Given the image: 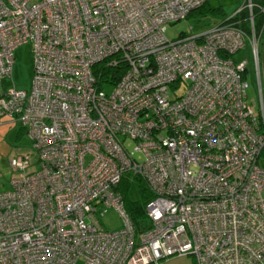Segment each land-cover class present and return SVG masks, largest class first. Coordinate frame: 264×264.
Listing matches in <instances>:
<instances>
[{
	"label": "built area",
	"instance_id": "2783aa9c",
	"mask_svg": "<svg viewBox=\"0 0 264 264\" xmlns=\"http://www.w3.org/2000/svg\"><path fill=\"white\" fill-rule=\"evenodd\" d=\"M203 2L0 0V82L18 45L33 60L28 90L0 83V117L20 123L33 155L8 160L0 264H264V0L165 36ZM246 45L256 108L231 58ZM97 63L122 68L103 80ZM124 173L152 195L137 232L116 190ZM107 207L119 230L99 228Z\"/></svg>",
	"mask_w": 264,
	"mask_h": 264
},
{
	"label": "rangeland",
	"instance_id": "374dc122",
	"mask_svg": "<svg viewBox=\"0 0 264 264\" xmlns=\"http://www.w3.org/2000/svg\"><path fill=\"white\" fill-rule=\"evenodd\" d=\"M243 0H206L204 7L200 11L187 16L185 19L176 21L166 25L165 36L168 39L178 37L181 33L203 31L213 25L218 24L224 18L228 17L237 7L241 5ZM219 8V13L215 11ZM214 9V10H213ZM30 43L25 42L18 45L12 52L13 61L11 65L10 77L1 79V88L8 89L12 85L16 88L28 90L31 85L33 60L30 52ZM234 62L245 63L244 80L246 82L245 96L249 105L256 108L257 92L255 75L252 68L251 56L248 46H244L231 55ZM103 90L109 92L110 86L104 85ZM184 90L181 85L176 89V94ZM169 96L172 97L169 90ZM6 116L0 117V192L9 188V179L16 175L8 164V160L17 154L31 153V142L23 129L16 135V131L20 128V124L16 121L8 122ZM124 145L127 149L132 148L129 140H125ZM140 158L138 154H133ZM258 165L264 170V153H261L258 158ZM124 199L126 202H136L142 199L141 187L142 180L135 179L132 174L124 173L123 175ZM264 196V187L262 189ZM95 220L99 228L104 231L119 230L122 227V221L112 207H107L103 211L97 208L94 213ZM87 221V219H85ZM156 264H194L193 258L190 255L172 256L164 260H160Z\"/></svg>",
	"mask_w": 264,
	"mask_h": 264
},
{
	"label": "trees",
	"instance_id": "16d2710c",
	"mask_svg": "<svg viewBox=\"0 0 264 264\" xmlns=\"http://www.w3.org/2000/svg\"><path fill=\"white\" fill-rule=\"evenodd\" d=\"M255 1H259V0H255ZM204 5H206L205 1L203 2V4L195 9L192 13H190L189 15L195 13L196 11H200ZM214 10V9H213ZM215 11H217L219 13L218 16H222L221 12L219 10V8H215ZM245 11H242L241 15L244 16ZM241 25L243 26L244 23L242 22ZM122 66H114V67H106L104 65H102L101 63H97L94 67V70H96L99 75V79H103L106 76H110L112 79L118 77V73H120ZM117 75V76H116ZM104 80V79H103ZM263 151V150H262ZM133 177L135 179L141 180L140 178L136 177L133 175ZM116 190L118 191V193L121 196L122 199V203H123V207L125 212L127 213L135 232L141 230L142 228H144V221H145V214H144V205L146 204V202L152 197L151 193L149 192V190L147 189L145 183L143 182L141 190L142 193H144L143 197L141 200L136 201V202H126L124 199V186H123V176L120 178L117 186H116Z\"/></svg>",
	"mask_w": 264,
	"mask_h": 264
},
{
	"label": "crops",
	"instance_id": "0c3cea01",
	"mask_svg": "<svg viewBox=\"0 0 264 264\" xmlns=\"http://www.w3.org/2000/svg\"><path fill=\"white\" fill-rule=\"evenodd\" d=\"M204 1H206V0H204ZM8 122H11V120H8ZM17 122V121H16ZM20 124V123H19ZM21 129H23L22 127H21V125H20V128H18L17 129V131H16V135H18L19 134V132H21ZM24 130V129H23ZM74 264H82V262H81V260H76L75 262H74Z\"/></svg>",
	"mask_w": 264,
	"mask_h": 264
}]
</instances>
